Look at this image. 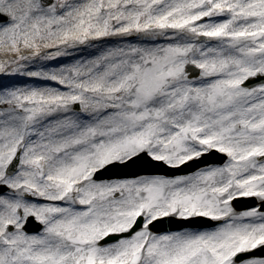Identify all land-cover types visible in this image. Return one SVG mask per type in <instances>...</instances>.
Returning <instances> with one entry per match:
<instances>
[{"label": "snow or ice", "instance_id": "obj_1", "mask_svg": "<svg viewBox=\"0 0 264 264\" xmlns=\"http://www.w3.org/2000/svg\"><path fill=\"white\" fill-rule=\"evenodd\" d=\"M0 52V264H264V0H0Z\"/></svg>", "mask_w": 264, "mask_h": 264}, {"label": "water", "instance_id": "obj_2", "mask_svg": "<svg viewBox=\"0 0 264 264\" xmlns=\"http://www.w3.org/2000/svg\"><path fill=\"white\" fill-rule=\"evenodd\" d=\"M205 159H209V160H217L220 161V158L215 157V159L213 157H205ZM185 171L187 169H184ZM113 171H122V172H126V173H143V172H150V173H165L168 171V169L166 168V166L162 165V164H157V165H148V164H137V165H133V166H129L127 169H114ZM253 198H238V201L240 203V206L243 207L245 204H250L252 203ZM184 222L181 221H174L173 223H169L167 218H164V220L162 221V223L160 225H158L159 227H162L163 229L167 230V229H177L179 224H182ZM30 228L35 227V223H30L29 225Z\"/></svg>", "mask_w": 264, "mask_h": 264}, {"label": "rangeland", "instance_id": "obj_3", "mask_svg": "<svg viewBox=\"0 0 264 264\" xmlns=\"http://www.w3.org/2000/svg\"><path fill=\"white\" fill-rule=\"evenodd\" d=\"M88 51H95V50L89 48ZM3 60H4L3 53L0 52V62H2ZM49 66H53L51 62H49ZM31 86H44V84L38 82L34 78H29L18 74H12L8 71L0 72V92L4 91L5 89L24 88ZM50 86H56V85H50Z\"/></svg>", "mask_w": 264, "mask_h": 264}]
</instances>
